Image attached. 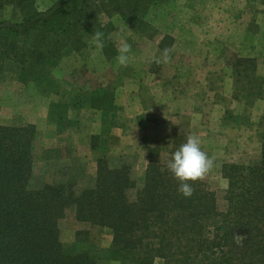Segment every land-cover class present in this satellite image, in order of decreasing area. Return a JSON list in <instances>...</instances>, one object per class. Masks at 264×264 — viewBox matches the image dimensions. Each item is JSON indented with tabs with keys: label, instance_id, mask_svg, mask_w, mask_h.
I'll return each instance as SVG.
<instances>
[{
	"label": "rangeland",
	"instance_id": "rangeland-1",
	"mask_svg": "<svg viewBox=\"0 0 264 264\" xmlns=\"http://www.w3.org/2000/svg\"><path fill=\"white\" fill-rule=\"evenodd\" d=\"M55 1L31 0L28 6L42 11ZM141 17L142 22L133 26L117 13L100 16L104 31L87 32L88 47L66 53L49 79L23 85L17 81V65L6 62V71L0 74V116L40 118L50 107L56 121L61 114H70V107L64 106L77 104L79 115L86 118L81 94L109 90L115 96V110L105 117L94 109L96 128H36L33 184L87 181L96 175L103 156L123 157L140 177L147 164L145 148L170 140L176 126L198 136L202 150L215 160L216 166L203 179L215 192L219 209L226 210L228 181L222 165L253 164L261 156L264 0H151ZM22 19L15 3L0 8V22ZM96 31L103 33V45L111 42L115 55L106 57L97 47ZM125 43L131 51L127 64L120 65L118 50ZM238 57L254 58L256 73L246 62L236 66ZM76 92L80 99L73 102L70 97ZM101 123L104 127L99 128ZM78 228L74 219L61 224L67 248L97 252L98 264H130L111 257V229L94 226L78 236ZM237 237H243L239 240L243 243L247 232L239 229Z\"/></svg>",
	"mask_w": 264,
	"mask_h": 264
},
{
	"label": "trees",
	"instance_id": "trees-1",
	"mask_svg": "<svg viewBox=\"0 0 264 264\" xmlns=\"http://www.w3.org/2000/svg\"><path fill=\"white\" fill-rule=\"evenodd\" d=\"M150 2L57 0L40 11L29 9L31 0H0V8L15 3L23 12L21 22H0V74L13 62L24 84L49 79L66 53L88 47L87 32L104 31L100 16L117 13L135 26ZM111 47L103 45L106 57L116 54ZM243 62L256 73L254 58L238 57L236 66ZM90 100L105 117L115 110L109 90H94ZM36 134L32 123L0 124V264H98L97 252L65 246L61 224L67 219L78 223V236L94 226L111 229V257L130 264H264V131L258 162L222 165L226 210L219 209L203 177L190 182L191 197L177 191L179 182L167 163L189 134L176 126L170 140L145 148L140 177L123 157L103 156L87 181L42 187L33 184ZM239 229L247 232L243 243L237 240Z\"/></svg>",
	"mask_w": 264,
	"mask_h": 264
},
{
	"label": "clouds",
	"instance_id": "clouds-1",
	"mask_svg": "<svg viewBox=\"0 0 264 264\" xmlns=\"http://www.w3.org/2000/svg\"><path fill=\"white\" fill-rule=\"evenodd\" d=\"M102 36L103 33L100 31L94 33L97 47H103ZM118 51L119 64L126 65L128 62L127 54L131 51V46L125 43ZM168 51L165 49L166 57ZM215 166V160L202 150L200 138L196 135H189L186 141L174 151L167 163V169L179 182L177 191L185 198L191 197L194 192L193 184L190 182H195L204 177ZM242 239L243 237H237L238 241Z\"/></svg>",
	"mask_w": 264,
	"mask_h": 264
},
{
	"label": "crops",
	"instance_id": "crops-1",
	"mask_svg": "<svg viewBox=\"0 0 264 264\" xmlns=\"http://www.w3.org/2000/svg\"><path fill=\"white\" fill-rule=\"evenodd\" d=\"M18 82L22 83L24 85L23 82L19 81L17 79ZM78 94H76V96L74 97H70V100L73 102H76L75 100H79L80 96L79 92H76ZM58 95V94H56ZM84 95L86 97H84ZM64 97H66V95H64ZM63 95L60 96V98H64ZM61 101H66L63 99H60ZM91 91L90 94L89 92H86V94H81V99H83L82 101H84L83 105H82V109H84V112H88L86 113V118H83V116L79 115L80 111H79V107H77L78 105L76 104V106H74L72 104V106H69L68 104L66 106H64L66 109H69L70 107V114H68L67 116H65V114H62V117H58L57 120L55 121L54 117H52L51 114V110L49 107V110L45 109L43 112V115L38 118V117H33L31 118L30 114H27L26 117L20 115V114H14V117L11 118H3L2 116H0V124H4V125H12V126H21V125H27V124H35L36 128H96V122L94 121L95 118H91L92 117V112L95 111L94 108H92L91 105ZM81 109V110H82ZM74 112V114H73ZM90 115V117H89ZM37 118V119H36ZM49 119V120H48ZM50 122H53L52 125H49ZM92 124H95V127L92 126ZM57 126V127H56ZM104 126H102V123L99 124V128H102Z\"/></svg>",
	"mask_w": 264,
	"mask_h": 264
}]
</instances>
